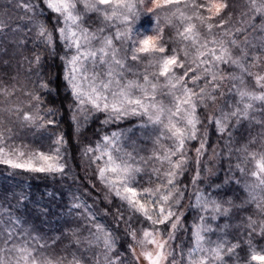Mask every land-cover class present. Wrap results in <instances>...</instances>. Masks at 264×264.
<instances>
[{
  "label": "snow or ice",
  "instance_id": "obj_1",
  "mask_svg": "<svg viewBox=\"0 0 264 264\" xmlns=\"http://www.w3.org/2000/svg\"><path fill=\"white\" fill-rule=\"evenodd\" d=\"M78 3H83L85 13H95L102 26L95 29L85 26ZM5 7L10 11L0 13V35L35 30L33 41L37 46H46L54 52L62 41L69 50L70 54L60 57L63 80L75 110L85 122L89 119V108L92 114L104 115L101 124L105 126L136 117L139 127L150 133L149 138L159 150H153L147 159L139 156L135 142L126 135L131 129L105 134L94 146L84 148L83 155L94 166L95 179L132 214L125 217L116 209L117 221L128 225L126 237L131 242L126 246L127 255L119 252L111 255L117 243L113 233L97 221L82 196L73 194L70 211H76L82 226L72 235L76 245L84 246L85 255L69 253L53 258L47 253L48 244L41 243L43 237L33 235L32 230L21 226L18 218L10 212L5 216V210L0 209V264H84L88 259L86 253L93 248L103 251L104 264H227L228 261L264 264V245L253 241L254 235L264 239V219L245 217L248 239L243 247L223 236L212 240L210 233H223L227 226L213 229L208 223L227 217L233 209H243L246 204H254L256 213L264 217V141L258 150L249 148L254 139L236 149V162L228 166L230 180L226 179L225 183L243 181L247 193V199L240 205L231 198H221V184H208L215 195L199 187V182H203L200 162L208 152L205 121L227 136V159L231 161L230 125L234 129L242 120H253L256 104H264V72L249 71L251 67L264 68V40L253 44L248 38L249 29L264 33V23L229 30L226 25L232 14L228 12V0H10L8 5L0 6ZM43 11H48L49 16L42 18ZM13 12L22 15L13 16ZM249 14L264 21V0H248V12L243 15ZM52 20L55 23L50 28ZM165 26L176 30L175 38L165 37ZM106 29L110 30L109 34H105ZM217 31L220 38L215 34ZM237 34L243 40H237ZM234 49L239 55H234ZM42 60V54L34 52L29 64L40 65ZM221 65L234 66L240 74L224 75ZM245 77H251L260 91L243 87ZM225 80L232 82L228 94L234 95L236 102L229 103V111L221 107L202 119L198 109L207 110L224 97ZM39 87L44 89L48 84L40 83ZM15 92V88L9 91L0 87V95L10 96ZM26 95L34 105V112L16 106L8 109L9 114L25 129L47 132L53 138L52 147L47 153L23 150L27 146L14 143L16 134L5 128L0 119V165L45 173L53 178L65 177L69 166L62 148L66 142L62 135L52 131L58 127L54 118L56 109L49 108L39 94L27 92ZM160 97H167L168 103ZM165 139L171 147L160 143ZM192 141L198 146L192 161L196 165L195 174L190 181L195 191L190 194L188 210L196 211L198 216L188 224L184 201L189 186L181 188L180 178L188 169L187 145ZM126 143L133 151L125 148ZM212 152L210 160L221 158L215 148ZM148 160L167 167L163 171L153 168L152 175L159 182L144 187L142 165ZM205 171L216 174L208 168ZM144 183L151 185L152 180ZM21 199L27 197L21 194ZM133 215L142 218L146 225L139 229V237L131 227ZM84 229L88 234L81 239L80 232ZM178 232L190 233L188 247L178 246L179 252L172 247Z\"/></svg>",
  "mask_w": 264,
  "mask_h": 264
},
{
  "label": "trees",
  "instance_id": "obj_2",
  "mask_svg": "<svg viewBox=\"0 0 264 264\" xmlns=\"http://www.w3.org/2000/svg\"><path fill=\"white\" fill-rule=\"evenodd\" d=\"M231 12V20L228 25L233 28L247 27L251 24L261 22L259 18L251 19V14L243 15L248 12L247 0H228ZM10 0H0V6H6ZM42 8V5L38 4ZM10 11L8 8H0V13ZM22 15V13L13 12V16ZM49 16L48 11H43L42 18ZM227 18V17H226ZM143 19V18H142ZM247 20L246 22L241 21ZM256 20V21H254ZM55 23L54 20L49 21V27ZM249 32H252L249 29ZM35 30L28 33L6 32L0 35V87L7 88L11 91L16 89L14 95H0V119L4 122L5 128H11L16 134L14 142L25 141L31 146L43 151H48L52 147L51 140L47 132L43 130H29L21 126L14 115H10L8 109L19 106L24 111H33L34 105L30 104V97L27 92H33L41 95L49 108L56 109L55 119L58 127L52 131H56L64 137V151L71 159V168H67V175L61 177L57 175L53 178L51 175L38 172H29L20 169H11L8 166L0 165V209L5 210V216L10 212L23 219V223L28 225L29 229L34 233L43 237L41 243H47V253H53L57 256H68L69 253H76L78 256L85 255L83 245L74 243L73 231L81 228L82 221L77 218L76 211L71 210V198L67 189L77 190L85 198V202L90 210L96 214L98 222H104V225L113 233L114 236L120 237L117 247L125 253L126 246L130 241L127 239L122 223L117 221L116 209L126 214V208L122 201L113 197L109 202L103 194L96 188L92 187L94 177L84 171L82 165L81 145L90 142L95 144L99 141L105 132L112 129L124 128L137 123V118H129L121 121L119 124L102 125L101 121L104 115L101 113L93 114L85 123L81 130H77L76 123L73 119V109L75 104L69 95V90L65 87L63 80L62 60L65 54L63 42H59L54 52H50L46 46H37L33 41ZM242 35L237 34V39ZM24 41V43H21ZM42 54L43 60L40 65L29 64L33 54ZM40 83H47L48 87L41 89ZM234 98V97H233ZM256 111L252 113L253 120H242L239 125L232 131L231 148L233 149V159H227V150L224 140L221 141V134L217 131L216 126L210 124L213 130L212 134L220 138L222 153L220 158V170L216 177L215 183L223 186L221 198L231 200L240 205L247 199V193L241 184L233 182L225 183L226 179L230 180L228 166L235 163V150L244 144H248L250 140H255L254 144H250V150H258L260 143L264 141V104L257 103ZM205 109L200 108V115L205 117ZM204 115V116H203ZM212 145V144H211ZM236 178L240 179V174L236 173ZM70 187V188H69ZM61 188V189H59ZM87 192V195L85 194ZM48 193H55L50 196ZM21 194L27 199H21ZM254 204H246L243 209H233L229 216L221 217L222 223L228 227L226 233L236 243L244 246V241L248 239V230L244 226L247 224L245 217L249 216L253 210ZM189 224V222H187ZM86 230V229H85ZM85 230L80 232L81 239L84 237ZM124 234V235H123ZM123 237V238H122ZM190 239V233H187ZM263 245L264 239L258 235H254ZM120 251V250H119ZM118 248L111 254L119 252ZM88 251L84 264H104L103 253L97 254Z\"/></svg>",
  "mask_w": 264,
  "mask_h": 264
},
{
  "label": "rangeland",
  "instance_id": "obj_3",
  "mask_svg": "<svg viewBox=\"0 0 264 264\" xmlns=\"http://www.w3.org/2000/svg\"><path fill=\"white\" fill-rule=\"evenodd\" d=\"M247 7H248V0H247ZM77 8H78L79 12L81 14H83L84 20L86 22L85 26L91 27L92 29H95V28H98V27L102 26L98 22V17L96 16L95 13H92V12L85 13V9H84L83 3H78L77 4ZM251 19H253V18H250V20ZM246 21L247 20H244V21L242 20L241 22L244 23ZM254 21H256V20H254ZM262 23H264V21L259 22L257 25L259 26ZM161 25L164 26L163 21H161ZM226 27H228L229 30H234L235 29V28H233V26L231 27L230 25H226ZM109 31L110 30L106 29L105 30V34H109ZM175 34H176V30L174 28H170V27L165 26V37L166 38H175ZM215 34H216L217 38H220L219 31H217ZM248 38H249V40H251L253 42V44H257L261 40H264V33H261L260 31H252V32H249ZM237 40H243V36L240 39H237ZM117 46L119 47V44H117ZM171 46L172 45H170V47ZM176 46L178 47L179 45H176ZM233 52H234V55H239V51L238 50L234 49ZM66 54H70L69 50H67V49L65 50L64 56ZM134 70L138 71V70H142V69L135 68ZM249 71L255 72V73H261V72H264V68L251 67V68H249ZM221 72L224 75H228V74L239 75L240 74L237 68H235L234 66H230V65H221ZM129 78L131 79L133 77L129 76ZM231 84H232V82L229 81V80H225L224 81V85L222 87V90L225 93L224 97L218 99L216 105H209L207 110L204 111V114H207V113L215 114L221 107L225 111H229L230 110L229 103L234 104L236 102V99H237L234 95H229L228 94V89L231 87ZM243 87H247L249 90H255L257 92L260 91V89L257 88L256 85L254 84V81H253V79L251 77H245V84L243 85ZM217 95H219V94H217ZM160 98L163 99L165 104L168 103V98L167 97H160ZM75 108H76V106H74V109H73L74 110L73 111V116L76 117V119H74V121L76 123L77 130L79 131V130H81L82 127H84L86 122L83 119V116L81 115V113L77 112L75 110ZM88 114H89V118L93 115L91 113V109L90 108L88 109ZM198 114L200 115V109H198ZM131 118H136V117H131ZM201 118L203 119L204 117L201 116ZM205 124H206V128H207V133H208V136H207L208 152L205 154V156L201 159V162H200V174H201L203 182H199V187L201 189H204L205 191H212L213 194L215 195V190L209 189L208 188V184H210V183L211 184H218V183H215L216 181L214 180V177L217 176V174H218V172L220 170V159H212V160H210L209 157L213 156V152H212L213 148L216 149L217 153L221 154L222 153V147H221V143H220V138H217L216 135L212 134L213 130L211 129L210 124H208L207 121H205ZM127 129H131L132 130L131 132H127L126 135L130 138V141H134L135 142V145L137 147L139 156H143V157H145L147 159L149 156L152 155L153 150H157V151L159 150L158 146L155 145L152 142V140L149 138L150 133L144 132L139 127L138 118H137V123H135V124H133L131 126H127V127H124V128L112 129V130H110L108 132H105L103 135L110 134L111 132H114V131L127 130ZM224 137L225 136L221 135V141H223L225 139ZM225 141L226 140H224L223 142L225 143ZM14 143H16L18 145H20V144L26 145L27 147L25 149H23L25 151H43V150H40V149H38L36 147L31 146L29 143H27L25 141H17V142H14ZM160 143L163 144L164 147H171L170 141H168L166 139L162 140ZM87 145H93L94 146L95 144H90V142H86V143H82V145H81V156H82V161L81 162H82L84 171L86 173L88 172V174L90 173L94 177V179L92 181L93 182L92 184L95 185V188L99 192H101L104 197L107 196L106 200H108L110 202L114 196L111 195L110 193H108L106 191V189H104V187L95 179L94 166H92L89 163V158L83 155L84 148ZM124 146H125V148L128 151H133L132 147L128 143H126ZM197 146H198V144H197L196 141H192V142H190L187 145V147L189 149L187 155L190 158V162L188 164V169L185 172V175L180 178V187L181 188H183V185H186V184L189 186L188 190L185 192V201H184V207H185V210H186L185 220H186V223L189 222V224H191L193 222V220L198 216V213L196 211L188 210V202H189V199H190V194L195 191V189L190 184V181H191L192 176L195 174L196 165L194 163H192V161L195 159L194 149ZM62 151L65 154V159H66V162H67L69 168H71L73 165L71 164V159L66 154L67 151L65 152L63 148H62ZM43 152L47 153L48 151H43ZM135 154L136 153H134V155ZM142 166L144 167L145 171H144V173L141 174L142 177H143V179L141 181V185L144 186V187L154 186V184L159 182L152 175L151 170L153 168H161V171H163V169L167 167L166 164L163 167H161V165L158 162L154 161V160H148V163L145 164V165H142ZM206 168L211 169L212 172H214L216 174L215 175H211L210 173L205 171ZM149 179L152 180V184L151 185H149L147 183H144L145 181H148ZM59 189H61V188H59ZM66 191L69 193L68 196H70L71 202H72V195L73 194H76L78 196H82V194H80L77 190H73V189L71 190V189H67L66 188ZM82 198H83V200H85V198L83 196H82ZM225 206L227 207L228 205H225ZM125 207H126V205H125ZM123 215L125 217H127V216L132 215V214L126 208V214L123 213ZM13 216L15 218H18L21 221V226L22 227H26V228L29 227L28 225H25V223H23V219L19 218V216H17V215H13ZM249 216H251L254 220H257V221H260V220L264 219V217H261L258 213H256L255 206L253 207V210L250 212ZM222 221H223V219L220 217L216 221L209 220L208 223L212 226L213 229H220L221 227L225 226L222 223ZM99 223L104 225V222H99ZM121 225H122V227L124 229V232L126 234V230H127L128 225L126 223H122ZM144 226H146V225L142 221V218H138L135 215H133V218H132V221H131V227L137 230L138 237L140 235L139 229L141 227H144ZM227 230H228V227H225L223 233H221L220 231H214L213 233H210L209 235H210L212 240H217L218 238H221V236H223L228 241H230L232 243H235L231 239V237L228 236V233H226ZM257 231H259L258 228H257ZM87 234H88L87 230H85L84 236H87ZM114 237L116 238V241H117L115 249L117 250V248H118V251L120 250L119 253H123V254L127 255V253H125V252H123L121 250L120 246L117 247L118 241H120L121 238L120 237L118 238L116 236H114ZM253 241L257 242L259 244V241L256 238H253ZM189 243H190V239L187 237V233L178 232L176 241L173 243L172 247L176 248L177 252H179L180 248L178 246L182 245L184 248H187ZM263 245H264V242H263ZM93 250H95V252H94L95 254H97L99 252L103 253V251L101 249H99V248H93L90 251H93ZM137 251H139V249H137ZM48 254L50 256H52L53 258L58 257L56 254H53V253H48ZM103 255H104V253H103ZM129 259H130V257H129ZM142 264H143V262H142ZM227 264H232V262L228 261Z\"/></svg>",
  "mask_w": 264,
  "mask_h": 264
}]
</instances>
